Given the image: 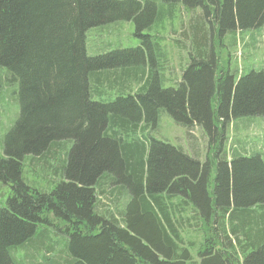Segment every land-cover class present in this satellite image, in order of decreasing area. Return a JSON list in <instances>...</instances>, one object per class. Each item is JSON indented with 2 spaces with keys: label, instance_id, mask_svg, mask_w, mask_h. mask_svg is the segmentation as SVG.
Here are the masks:
<instances>
[{
  "label": "trees",
  "instance_id": "1",
  "mask_svg": "<svg viewBox=\"0 0 264 264\" xmlns=\"http://www.w3.org/2000/svg\"><path fill=\"white\" fill-rule=\"evenodd\" d=\"M177 1L204 9L208 29L204 23L197 29L195 56L177 87L161 89L157 70L150 66L146 73L128 59L136 53L139 63L153 65L156 57L145 45L87 54L90 28L130 19H101L118 1L100 0L99 7L98 0H0V68L18 83L22 103L21 118L7 135L21 126V148L6 149L8 157L0 159V174L13 169L2 173L11 194L0 207V264H27L26 255L13 258L14 249L40 231L38 224H52L50 215L66 222V237L57 259L43 258L47 264H264V159L235 152L228 162L222 154L212 164L210 189L208 155L219 139L217 152L224 149L226 119L264 116V69L235 79L218 67L214 50L224 32L263 26L264 0ZM117 53L125 59L114 66ZM92 79H104L109 90L119 80L124 94L114 102L93 101ZM132 80L137 87L129 88ZM167 93L174 100L165 99ZM127 102L130 110L114 109ZM163 112L200 125L209 136L203 163L154 138L122 141L123 133L142 132ZM110 133L112 146L106 143ZM65 142L60 182L49 192L25 184L22 155L56 157ZM109 184L126 194L117 216L96 210L97 189Z\"/></svg>",
  "mask_w": 264,
  "mask_h": 264
},
{
  "label": "rangeland",
  "instance_id": "2",
  "mask_svg": "<svg viewBox=\"0 0 264 264\" xmlns=\"http://www.w3.org/2000/svg\"><path fill=\"white\" fill-rule=\"evenodd\" d=\"M116 1L118 3L113 6V12L102 13L101 19L106 20L118 16H129L130 19L103 23L90 28L86 36L87 54L96 56L145 45L150 49L152 57H156L154 58L156 62L151 65L148 60H145L141 64L139 63V54L131 53L128 59H131L133 67L139 69L142 66L148 73L151 66L153 70H157L154 73L161 89L176 88L177 82L181 80L182 71L191 64V58L195 56L196 43H198L197 29L203 23L208 29L204 9L189 8L177 0ZM98 4L99 7H102L100 0H98ZM135 17H137V22ZM220 39L221 43L216 44L214 41V50L218 55V67H223L234 78L238 79L249 73L250 70L264 69V25L252 30L227 31L220 36ZM144 51L143 54L146 55ZM124 59L122 54L117 53L113 55L111 61L114 66H117ZM213 75L216 78L217 71H214L212 77ZM110 76L113 78L112 75ZM9 79L5 68H0V159L8 157L6 149L12 152L17 145V150L21 148L19 145V140L22 137L21 126L14 132L12 139L9 138L11 141L8 148L6 146L7 140H9L7 135L21 118L22 110V103L17 92L18 83ZM118 81L109 90L105 86L104 79L101 82H95L92 79L93 88H97V91L92 93L91 99L98 102H114L117 97L124 94L121 82ZM137 86L132 80L129 88ZM108 93L109 95H107ZM164 98L170 99L173 98V95L167 93ZM130 106L129 102L119 103L114 109L117 112H125L130 110ZM157 118L155 123H151L142 132L136 131L135 135L123 133L120 136L122 141H132L135 137L154 138L163 143L180 147L185 153L202 163L205 161L208 147H210L208 145L209 136L204 133L200 125L194 122L183 124L182 121H175L166 112L161 113ZM223 125L224 149L217 152L220 147V143L217 141L212 146L211 154L208 153L209 166L212 167L209 180L210 189L213 187L214 178L212 164L215 166L222 154H225L224 158L228 162L232 160V154L235 152H239L243 156L260 154L264 159V116H237L233 120L226 119ZM107 137V145L112 146L113 134L110 133ZM69 145V142L59 145L56 149L57 152L54 151L56 157L52 155H47L45 158L22 155L20 175L23 182L41 192H49L53 189L60 182V160L65 157V151ZM213 150L216 156L214 159L212 157ZM3 171L11 175L13 173L12 167ZM3 171L1 170L0 174V207L5 205L11 194L10 182L2 176ZM117 176L118 179H122L121 177L124 175L122 172H117ZM103 189V192H99L100 189H97V212L106 211L117 216L116 212L122 209L127 200L124 190L119 189V191L118 187L111 184L104 185ZM53 219L54 217L50 215L52 224H38L37 228L40 231L36 232L23 247L14 249L15 259L26 255L27 264H47L48 262H43L44 257L51 260L57 259L58 251L62 248V241L66 237V234L63 233L66 222L63 219ZM43 238L48 239V242L35 243V240ZM41 244L44 248L40 247L36 252L35 250H38Z\"/></svg>",
  "mask_w": 264,
  "mask_h": 264
},
{
  "label": "bare ground",
  "instance_id": "3",
  "mask_svg": "<svg viewBox=\"0 0 264 264\" xmlns=\"http://www.w3.org/2000/svg\"><path fill=\"white\" fill-rule=\"evenodd\" d=\"M197 44V43H196ZM236 79V78H235ZM58 140V139H57ZM3 158V157H2ZM22 160V159H21ZM104 175H105V173H104ZM11 252V251H10ZM12 256V255H11ZM14 258V257H13Z\"/></svg>",
  "mask_w": 264,
  "mask_h": 264
},
{
  "label": "flooded vegetation",
  "instance_id": "4",
  "mask_svg": "<svg viewBox=\"0 0 264 264\" xmlns=\"http://www.w3.org/2000/svg\"><path fill=\"white\" fill-rule=\"evenodd\" d=\"M216 81V80H215ZM218 142H220L219 140H217ZM217 141H215V142H217Z\"/></svg>",
  "mask_w": 264,
  "mask_h": 264
}]
</instances>
